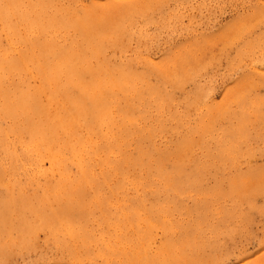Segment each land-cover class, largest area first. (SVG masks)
Here are the masks:
<instances>
[{
	"label": "rangeland",
	"instance_id": "1",
	"mask_svg": "<svg viewBox=\"0 0 264 264\" xmlns=\"http://www.w3.org/2000/svg\"><path fill=\"white\" fill-rule=\"evenodd\" d=\"M53 1L51 14L59 16L61 11L68 10L70 20L94 18V22L101 21V36H97L103 38L101 59L117 67V71L132 72L133 83H139L143 98L152 103L147 107L143 99L141 102L145 103L140 112L134 114L139 120L137 125L150 128L151 135L143 134V126L137 129L126 147L128 154L137 155L140 149L145 158L157 159L167 152L171 153L168 167L178 162L184 166L186 174L201 170L196 174L199 185L195 190L199 196L208 193L209 198L203 199L209 203L207 208L195 204L194 198H164L163 194L155 198L149 191L143 192L147 206L151 203L147 208L151 209L153 219H168L164 231L160 229L155 236L161 242L157 244L153 237L150 251L154 256L149 257L147 264H264V0ZM73 27L59 30V38L78 43L80 47L82 35ZM85 54L89 57L93 52L85 51ZM97 59L89 58L94 64ZM176 66L179 67L175 72ZM163 68L168 70L164 76ZM137 75L144 76V82H139ZM175 79L181 85H175ZM19 80L15 78L16 82ZM141 102L135 100L134 104ZM239 116L246 119L241 132L237 130L241 124ZM209 124L207 135L202 128ZM8 125L9 122L4 121L2 128ZM192 128L197 131L194 141H201L200 145L191 152L175 154L176 144ZM13 138L25 141L28 136L11 134L10 139ZM0 146V178H4L0 183V264H72L79 260L82 264H112V261L127 264L125 258H117L106 246L111 230L102 224L103 217L95 212L94 205L87 216L89 223L87 218L81 219L79 231L72 230L75 238L66 239L69 232L41 229L36 218L39 212L57 207L52 205V198L46 201L30 196L23 198L13 186H9L10 197L5 198V184L11 172L4 146ZM116 156L117 153L111 157ZM69 168L74 175V165L70 164ZM138 171L132 170V173L141 176ZM115 176L110 183L117 181ZM17 179L27 193L39 192L28 185L24 172L18 174ZM149 180L147 187L162 188L158 181L153 182V177L149 176ZM41 183H45L43 178ZM101 192L107 193V187ZM133 195L136 197L138 192L128 194L131 199ZM163 204V211L157 215L155 208ZM20 216L25 220L20 221ZM77 216L80 215L76 213L74 217ZM13 217H18L19 223ZM168 241L170 246L166 244ZM198 244L203 246L198 247ZM180 250L183 251L180 253ZM72 253L78 259H74Z\"/></svg>",
	"mask_w": 264,
	"mask_h": 264
},
{
	"label": "bare ground",
	"instance_id": "2",
	"mask_svg": "<svg viewBox=\"0 0 264 264\" xmlns=\"http://www.w3.org/2000/svg\"><path fill=\"white\" fill-rule=\"evenodd\" d=\"M53 2L0 0V144L4 146L11 172L9 181L5 184V198L11 195L9 186L16 187L19 194L26 195L23 198L30 196L40 198L41 201L52 198V205L56 204L57 207H51L48 212H39L36 218L41 229L69 232V235L65 233L66 239L75 238L72 230L77 228L79 231L80 222L85 221L88 213H91V205H94L95 212H99V217H103L102 224L111 230L110 242L106 244L111 248L109 250L116 254L117 258H125L127 264H147L149 257L154 256L150 251L153 237L157 236L160 229L164 231L168 219H153L151 209L147 208L151 203L147 206L143 192L149 191L155 198L161 194L164 198H194L195 204L207 208L209 203L203 199L209 198L206 196L208 193L199 196L195 190L199 185L196 174L201 170L186 174L184 166L177 164L178 162H172L168 167L171 153L167 152L157 159H151L149 156L145 158L140 149L137 155L128 154L126 147L130 145V138L143 126L137 125L139 120L134 114L136 111L140 112L141 105L148 100L143 98L139 83H133L132 72L117 71V67L114 68L101 59L103 38L97 37L101 36V21L94 22V18H77L73 21L70 20L68 10L61 11L59 16H56L50 13ZM65 26L73 27L82 35L83 42L80 47L78 43L60 40L59 30L61 32ZM90 50L93 54L86 57L85 51ZM91 57H99L98 62L92 63L89 60ZM181 66L183 63L180 69ZM177 67L179 66L174 68L175 72ZM16 77L20 79L18 82L15 81ZM136 77L139 82L143 81L144 76ZM176 79L174 83L178 86L180 82L178 84ZM31 81H34V84ZM149 93L152 96L153 93ZM243 96H239V99H244ZM143 99L146 101L141 102ZM135 100L141 103L135 105ZM151 104L149 101L147 107ZM227 112L229 113L228 110ZM243 116L247 119L245 114ZM244 117L239 116L241 124L237 130L240 132L242 125L246 123ZM4 121L9 122V125L2 128ZM209 125L201 127L203 133L210 130L211 124ZM192 129L176 144L175 154L191 152L193 147L200 145L201 141H194V133L197 131ZM142 130L143 134L151 135L150 128L144 127ZM11 134H25L28 138L25 141L21 138L15 140L16 136L10 139ZM205 134L208 135V132ZM17 145L20 146V152ZM222 146L225 147V144L222 143ZM116 153L117 156L112 159L111 156ZM70 164L76 169L74 175L70 173ZM132 170H139L141 176H135ZM21 171L25 173L28 185L39 192L33 191L29 194L25 191L17 179ZM151 173L155 175L152 176ZM113 175H117V181L110 183ZM149 176L153 177V182L158 181L162 188L155 189L152 185L151 188L147 187L150 184ZM42 178L45 180L43 184ZM3 179L2 176L0 183ZM105 187L107 193L102 194L101 190ZM130 191H136L138 195L131 196V199L128 196ZM111 198H114V201H110ZM164 206L165 204L155 208L157 215L163 211ZM31 208L36 209L34 206ZM111 209L115 212L110 213ZM190 212L192 213L191 210ZM73 213L80 215L77 216L80 218L78 221H74L77 217H74ZM16 218L25 220L23 216ZM89 220L90 218H87L86 222L89 223ZM161 221L163 223H160ZM17 222L19 223V220ZM168 227L172 229V226ZM155 241L157 244L161 242L156 240V237ZM166 244L170 246L171 242ZM200 245L198 244V247L203 246ZM182 251L180 250V253ZM72 255L74 259H78L76 254ZM75 263L82 264L80 260ZM111 263L113 264V261Z\"/></svg>",
	"mask_w": 264,
	"mask_h": 264
}]
</instances>
